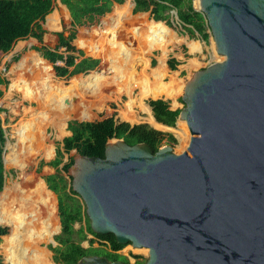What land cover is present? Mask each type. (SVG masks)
Segmentation results:
<instances>
[{"label": "water", "instance_id": "water-1", "mask_svg": "<svg viewBox=\"0 0 264 264\" xmlns=\"http://www.w3.org/2000/svg\"><path fill=\"white\" fill-rule=\"evenodd\" d=\"M194 2L218 58L184 82L183 146L112 138L103 157L74 156L71 187L92 231L148 252L143 264H264V0Z\"/></svg>", "mask_w": 264, "mask_h": 264}, {"label": "rangeland", "instance_id": "rangeland-1", "mask_svg": "<svg viewBox=\"0 0 264 264\" xmlns=\"http://www.w3.org/2000/svg\"><path fill=\"white\" fill-rule=\"evenodd\" d=\"M129 1L131 6L127 0L114 4L98 23L77 28L72 43L86 56L100 60L93 70L62 78L52 76L45 59L34 48L40 45L34 37L19 40L9 52L0 54V73L7 81L0 85L3 90L0 107L6 110L3 116L7 120L6 145L16 144L17 140L20 143L18 155L11 162L6 161V149L4 153L6 178L0 192V217L8 225L0 224L7 228L0 242L4 264L5 255L7 258L10 255L14 264L20 261L21 264H55L53 252L47 246L51 244V236L60 231L57 195L47 188L42 175L55 172L47 162L55 157L62 139L70 134L67 130L69 120H98L114 114L119 122L147 123L172 133L176 143L164 145H172L174 149L185 142L184 129L178 120L173 127L156 125L148 100L163 98L170 102V107L181 109L188 72L195 73L218 58L213 37L209 30L207 40L197 34L190 35L175 16L173 20L170 17V24L162 21L146 26L153 21L149 12H133V0ZM126 4L128 9L123 11L121 8ZM194 5L198 4L194 2ZM56 6L58 9L50 15L56 16L59 25L49 26L47 19L43 23L44 44L49 47L57 43L55 32L64 29L67 34L70 27L65 8L57 0ZM156 26L162 32V38L154 35ZM147 38L155 46H151ZM32 55L40 57L42 63L33 68L27 66L25 74L15 75L14 66ZM172 57L178 61L174 70L167 66V60ZM91 72L101 75L88 77ZM127 87H130V93ZM24 90H29V97ZM147 95L150 97L145 98ZM143 104L149 108L150 115L142 110ZM150 116L152 122L148 120ZM33 118L39 120V130L34 129L33 137L25 140L21 129ZM76 154L74 150L64 154L63 162ZM65 176L71 183L69 174ZM72 197L83 203L80 196L72 194ZM85 222L82 218L74 223V228L83 227ZM93 245L98 246V241ZM82 246H89L87 239L82 241ZM120 251L129 255L130 264L136 261L131 255L139 256L138 260L143 263L148 257V252L136 251L131 244H126Z\"/></svg>", "mask_w": 264, "mask_h": 264}, {"label": "trees", "instance_id": "trees-1", "mask_svg": "<svg viewBox=\"0 0 264 264\" xmlns=\"http://www.w3.org/2000/svg\"><path fill=\"white\" fill-rule=\"evenodd\" d=\"M66 5L70 13V27L66 30L56 32L57 43L54 47L43 44V34L45 30L42 23L45 16L54 8L55 0H0V54L9 52L15 43L28 37H34L40 46L34 48L40 52L41 56L50 69V74L62 78L88 70L95 69L99 64V59L85 56L82 49L77 48L73 43L78 27L89 26L98 23L105 13L109 12L113 3H122L124 0H60ZM131 6V1L127 0ZM135 5L133 12L148 11L150 17L155 20L146 26L165 21L170 24L171 12L175 11L179 22L192 36L196 34L203 40H207L210 28L204 15L195 10L193 0H133ZM121 9L126 11L127 4ZM151 46H155L149 38ZM64 48V51H60ZM178 61L175 58L167 60L169 69H176ZM106 68V67H105ZM107 69V68H106ZM108 70V69H107ZM97 72L90 73L88 77L100 76ZM6 79L0 73V85L6 84ZM142 88V81L140 83ZM130 93V87H127ZM3 91L0 89V97ZM150 97L147 95L145 98ZM153 117L156 122L164 126L173 127L175 125L180 109H171L170 102L163 98L149 99ZM0 111H3L0 108ZM67 130L70 132L65 136L61 145L55 152V157L47 164L55 168L53 174L42 175L47 188L57 195V210L60 221V231L54 235L56 245L48 244V248L53 252L52 259L55 264H76L85 255H104L109 260H121L130 264L129 258L117 251L125 245L116 242L113 234H98L90 228L88 217L85 213L84 203L72 197L77 195L67 182L65 174L73 162L69 157L63 162L64 154L74 150L77 154L103 157L105 144L112 138H122L126 143L132 145L138 142H145L156 151L164 144L176 143V138L170 132L155 129L147 123L131 125L129 122H119L114 114H110L98 120L79 121L69 120ZM5 142L4 131L0 118V190L4 183V167L2 161V150ZM61 165V166H60ZM86 220L85 225L79 229L74 228V223ZM0 224L7 225L0 217ZM8 226V225H7ZM7 228L0 226L1 237L6 234ZM92 237L88 239L87 235ZM76 235V236H75ZM88 240L89 246H82V241ZM98 241V246L94 242ZM102 246H105L103 248ZM133 256L134 264H143L138 260L137 255ZM8 259V261H7ZM6 264H14L12 257L5 255ZM0 264H4L0 256ZM21 264V261L20 263Z\"/></svg>", "mask_w": 264, "mask_h": 264}, {"label": "bare ground", "instance_id": "bare-ground-1", "mask_svg": "<svg viewBox=\"0 0 264 264\" xmlns=\"http://www.w3.org/2000/svg\"><path fill=\"white\" fill-rule=\"evenodd\" d=\"M195 2L198 3V0H195ZM55 17L52 16V15H49L48 18H47V22L51 26H53L58 21L57 18H55ZM154 35H156L158 38H162V32L159 31V29H158L157 26L154 28ZM39 63H42V59L40 57H37L35 55L28 56V57L22 59L18 64H16V66H14V68H13L12 71L14 72L15 75L21 76L22 74H25L27 72V70H26V67L27 66H29V68H33V67L37 66ZM156 78L157 77H155L154 79L156 80ZM27 81L30 82L29 81V78H27ZM24 91H26V90H24ZM25 95H27V97H29V95H30L29 90L25 92ZM142 110L145 113H147V114L150 115L149 108L147 106L144 105L142 107ZM148 120L149 121H152L151 116L149 117ZM38 124H40V122H39V120H37L35 118L31 119L29 122H25L24 125H23V127H22V129H21L22 137L25 140H29L30 138H32L33 137V133H35L34 129L36 131L39 130V127L37 126ZM5 149L8 151L7 156H5V157H7L6 158V161L7 162H11L18 155V152H19V149H20V143L17 140V143L16 144H7Z\"/></svg>", "mask_w": 264, "mask_h": 264}, {"label": "crops", "instance_id": "crops-1", "mask_svg": "<svg viewBox=\"0 0 264 264\" xmlns=\"http://www.w3.org/2000/svg\"><path fill=\"white\" fill-rule=\"evenodd\" d=\"M57 1H59L60 5L63 6V7L65 8L66 12L68 13L69 19L71 20V18H70V13H69V10H68V8L66 7V5H64L63 3H61L60 0H57ZM123 2H124V1H123ZM123 2H122V3H123ZM54 4H55V5H54L53 10H52L48 15L45 16V19H44L43 23H44L45 20L48 18V16H49L50 14H52V12L54 11V9L57 7V6H56V0H55ZM114 4H117V2L113 3V5H114ZM118 4H121V3H118ZM112 7H113V6H112ZM133 7H134V6H133ZM56 9H58V8H56ZM56 9H55V10H56ZM59 9H60V7H59ZM111 9H112V8H111ZM63 10H64V9H63ZM110 11H111V10H110ZM110 11H109V12H110ZM174 12H175V11H172V12H171V18H172V20H173V17H174V15H172V14H173ZM107 13H108V12H107ZM107 13H105V15H106ZM175 13H176V12H175ZM54 17H55V16H54ZM55 18H56V17H55ZM43 23H42V27H43V29L45 30V27L43 26ZM46 23H48V22L46 21ZM69 24H70V21H69ZM48 25L51 26L49 23H48ZM54 25H55V26H56V25L58 26V25H59V21L56 22ZM54 25H53V26H54ZM62 30H63V29H62ZM62 30H60V31H62ZM57 32H58V31H57ZM45 33H46V31H45ZM45 33H44V34H45ZM55 33H56V32H55ZM44 34H43V35H44ZM55 35H56V34H55ZM35 39H36V38H35ZM74 39H75V38H74ZM74 39H73V40H74ZM37 42H38V41H37ZM56 42H57V36H56ZM43 44H44V39H43ZM39 46H40V45H39ZM84 55H85V54H84ZM85 56H86V55H85ZM91 57H92V56H91ZM93 58H96V57H93ZM97 59H98V58H97ZM99 63H100V60H99ZM98 65H99V64H98ZM88 71H89V70H88ZM0 89H1V88H0ZM1 90H2V89H1ZM2 91H3V90H2ZM2 95H3V94H2ZM0 98H1V97H0ZM153 99H154V98H153ZM155 99H156V98H155ZM0 108H1V107H0ZM149 108L151 109V107H149ZM171 108H172V107H171ZM2 109H3V108H2ZM173 109H175V108H173ZM3 111L6 112V110H4V109H3ZM3 111H0V113H2ZM149 112H150V111H149ZM0 118H1V117H0ZM151 119H152V118H151ZM5 120H6V118H5ZM149 122H152V121H149ZM6 123H7V120H6ZM153 123H154V122H153ZM155 124H156V123H155ZM156 125L161 126V127H165V126H162L161 124H158V123H157ZM1 126H2V125H1ZM2 129H3V128H2ZM3 131H4V130H3ZM5 131H6V129H5ZM4 137H5V136H4ZM6 138H7V136H6ZM5 141H7V139H5ZM4 143H5V142H4ZM3 147H4V146H3ZM2 151H3V150H2ZM2 161H3V160H2ZM5 165H6V164L3 163V167H4V173H3V174H4V183H3V186H2V189L0 190V192H2V190L4 189V186H5V178H6ZM48 174H53V173H48ZM42 179H43V178H42ZM43 180H44V179H43ZM44 183H45V181H44ZM45 184H46V183H45ZM46 186H47V185H46ZM53 193H54V192H53ZM59 222H60V221H59Z\"/></svg>", "mask_w": 264, "mask_h": 264}, {"label": "built area", "instance_id": "built-area-1", "mask_svg": "<svg viewBox=\"0 0 264 264\" xmlns=\"http://www.w3.org/2000/svg\"><path fill=\"white\" fill-rule=\"evenodd\" d=\"M120 250H121V249H120ZM120 250H118L117 252H118V253H121ZM121 254H122V253H121ZM124 255H126V256L129 258V255H128V254L124 253Z\"/></svg>", "mask_w": 264, "mask_h": 264}]
</instances>
